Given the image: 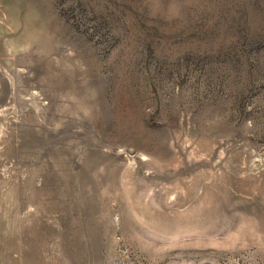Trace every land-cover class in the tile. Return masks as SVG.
Returning a JSON list of instances; mask_svg holds the SVG:
<instances>
[{
    "label": "rangeland",
    "instance_id": "rangeland-1",
    "mask_svg": "<svg viewBox=\"0 0 264 264\" xmlns=\"http://www.w3.org/2000/svg\"><path fill=\"white\" fill-rule=\"evenodd\" d=\"M0 264H264V0H0Z\"/></svg>",
    "mask_w": 264,
    "mask_h": 264
}]
</instances>
